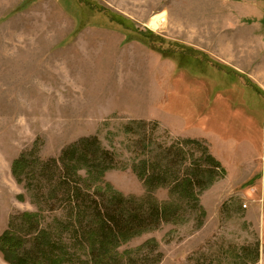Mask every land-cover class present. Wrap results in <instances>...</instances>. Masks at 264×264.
Listing matches in <instances>:
<instances>
[{"label":"rangeland","instance_id":"1","mask_svg":"<svg viewBox=\"0 0 264 264\" xmlns=\"http://www.w3.org/2000/svg\"><path fill=\"white\" fill-rule=\"evenodd\" d=\"M251 27L255 41L223 43V30ZM218 64L257 73L264 87V0H0V235L11 218L36 213L54 248L59 237L67 245L64 264H93L85 241L68 231L74 216L62 207L66 190L39 174L41 163L96 137L114 162L98 183H80L86 193L112 197L103 191L109 186L126 200H150L174 213L120 244L103 264H264V121L257 120L254 150L209 139L192 121L156 106L160 85L171 103L203 105L191 84L215 75L218 85L226 72ZM233 79L246 84L244 101L258 105L264 119V96ZM131 121L146 124L129 133ZM180 143L192 166L205 164L203 153L219 164L214 183L194 199L173 188ZM155 144L169 149L172 167L165 185L151 189L133 168ZM25 153L29 173L18 182L11 167ZM77 175L86 179V170ZM0 264H7L1 255Z\"/></svg>","mask_w":264,"mask_h":264},{"label":"trees","instance_id":"2","mask_svg":"<svg viewBox=\"0 0 264 264\" xmlns=\"http://www.w3.org/2000/svg\"><path fill=\"white\" fill-rule=\"evenodd\" d=\"M145 124L143 121H131L125 131L131 133L132 126L144 127ZM198 142L187 140L190 144ZM152 144L149 139L141 148L144 151ZM181 146L182 143L176 144L177 152L183 159L180 163L181 170L172 180L173 188L180 187L184 195L194 199L197 193L214 183L215 171L219 169V164L203 153L201 159L205 164L192 166L191 162H187L188 152ZM150 153L153 154L150 158L140 160L133 169L144 185L152 189L165 185L172 162H168L169 149L160 144H155ZM27 158L25 153L12 163L11 173L18 182L28 176ZM166 160L167 163L164 162ZM113 162L114 154L102 148L96 137H84L66 147L58 159H48L40 164L39 175L51 177L59 189L66 190L67 202L62 207L74 216L68 231L72 229L74 241H85L93 264L110 262L113 250L120 244L153 229L166 220L167 216L174 215L170 206L150 200H126L109 186L103 191L111 193L112 197H106L105 194L101 197L100 194L94 196L93 192L86 193L88 190L80 187V183L90 186L98 183L103 174L112 167ZM83 169L86 170L87 176L82 180L77 172ZM37 182L44 183L39 179ZM53 194L56 195V190ZM100 198L102 199L98 201ZM53 199L58 201L57 195ZM46 201L45 205H54L48 204L49 200ZM53 210L55 209L50 208V211ZM39 224V214L36 213L18 214L10 219L7 229L0 235V255L7 264H64L68 261L70 254L66 251L67 245L62 241V237H59L58 241L63 250L61 246L54 248L52 235L41 229ZM141 260L138 259L134 263L138 264Z\"/></svg>","mask_w":264,"mask_h":264},{"label":"crops","instance_id":"3","mask_svg":"<svg viewBox=\"0 0 264 264\" xmlns=\"http://www.w3.org/2000/svg\"><path fill=\"white\" fill-rule=\"evenodd\" d=\"M256 30L257 28L253 29V27H251V31H240L236 33L237 35H231L232 31L230 30H223L225 31L223 43L226 41L233 44L251 43L255 41L253 37L255 34L253 32ZM218 65L220 69H224L226 72L229 71L228 75L226 72L220 74V83L218 85L214 79V74H216V72H212L214 76L209 78V80L199 76V78L191 84L195 94H198L199 99L203 101V105H195L193 101L188 105L186 100L180 104L171 103L168 99L171 94L160 85L161 92L156 106L165 114L192 121L193 126L212 134L209 139L212 137L220 143H222L221 141L238 144L247 142L251 145L252 149L256 150L255 142L257 141L254 136L259 132L257 120L260 118V120L264 121V119L258 105L247 104L244 101V96L248 88L246 84L242 88H239L237 85H240V83L236 82L233 78H240L246 81L257 92L264 96L263 83H260L258 79L262 78V76H257V73L254 74V76H250L247 70L235 68L236 71H234L229 69L230 66L225 64ZM231 71L236 74L230 73ZM219 72L216 75H218ZM178 74V76H180V73ZM161 76L163 77V73H161ZM207 103L208 107L205 106ZM166 126L171 128L167 124ZM245 130L251 134L250 138L244 135ZM241 135H243V137H241ZM198 139L202 140L203 138Z\"/></svg>","mask_w":264,"mask_h":264}]
</instances>
